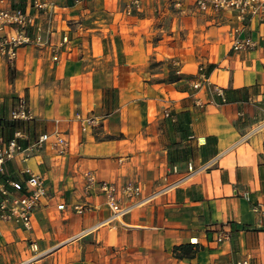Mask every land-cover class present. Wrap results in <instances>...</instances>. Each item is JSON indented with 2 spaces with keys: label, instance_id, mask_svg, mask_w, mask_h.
I'll return each instance as SVG.
<instances>
[{
  "label": "crops",
  "instance_id": "obj_1",
  "mask_svg": "<svg viewBox=\"0 0 264 264\" xmlns=\"http://www.w3.org/2000/svg\"><path fill=\"white\" fill-rule=\"evenodd\" d=\"M53 1L38 20L58 59L49 43L0 58V123L24 96V143L58 127L69 150L30 158L49 193L31 228L0 218V264H264V18L196 0ZM236 27L253 47H232ZM94 115L105 118L85 130ZM22 163L5 167L21 178ZM88 172L117 185L121 211Z\"/></svg>",
  "mask_w": 264,
  "mask_h": 264
},
{
  "label": "built area",
  "instance_id": "obj_2",
  "mask_svg": "<svg viewBox=\"0 0 264 264\" xmlns=\"http://www.w3.org/2000/svg\"><path fill=\"white\" fill-rule=\"evenodd\" d=\"M4 0H0L3 2ZM139 0H134L138 4ZM31 11L21 6L8 4L0 6V58H6L13 63L18 55V50L25 44H52L49 40L51 31L39 21L40 16L45 12L51 16L54 5L53 0H34ZM196 5L200 10L224 11L231 10L241 22L250 21L254 17L264 18V0H196ZM240 28L236 27L232 32V47L236 50H246L254 46V41L250 36H241ZM68 40V35L63 36V42ZM63 42L61 44H63ZM54 59H58L56 46L52 44ZM201 78L194 81L195 87H200L207 81L204 66H201ZM219 94L223 95L220 87H216ZM11 118L26 120L29 118L27 101L24 96H20L16 106L12 109ZM164 114L171 119H176V115L170 110H164ZM105 118V117H101ZM100 117L94 115L84 119L83 128L98 125ZM30 139V132L27 125L16 126L13 135L8 136L4 123H0V218L12 220L24 225L26 228L32 227V215L34 210L40 205L41 199L48 195L49 187L45 174L36 170L29 163L30 158L40 152L47 144H50L58 154H65L69 150L70 140L67 132L56 127L41 133L37 138L29 143L24 140ZM21 159L22 165L17 169L21 178H15L8 173L5 163L9 160ZM88 187L97 184L108 197V203L121 211L118 198V187L116 184L106 180L96 178L94 172H88ZM124 193L133 196L140 190V185L133 180L125 182L122 187ZM65 203H59L60 208ZM229 236L226 231L221 232L218 240H223ZM231 264H253L251 256L237 259Z\"/></svg>",
  "mask_w": 264,
  "mask_h": 264
},
{
  "label": "rangeland",
  "instance_id": "obj_3",
  "mask_svg": "<svg viewBox=\"0 0 264 264\" xmlns=\"http://www.w3.org/2000/svg\"><path fill=\"white\" fill-rule=\"evenodd\" d=\"M157 68L160 69V66H158ZM11 115H10V117L6 118V121H4V125L5 126L8 125V126L12 127V128H10L11 129V133H9V131L7 130V135L8 136H12L13 135V130H14V128L16 126L23 125V121H26V120H23V119L15 120V119L11 118Z\"/></svg>",
  "mask_w": 264,
  "mask_h": 264
},
{
  "label": "trees",
  "instance_id": "obj_4",
  "mask_svg": "<svg viewBox=\"0 0 264 264\" xmlns=\"http://www.w3.org/2000/svg\"><path fill=\"white\" fill-rule=\"evenodd\" d=\"M178 248H180V247H183V245H179V246H177Z\"/></svg>",
  "mask_w": 264,
  "mask_h": 264
}]
</instances>
